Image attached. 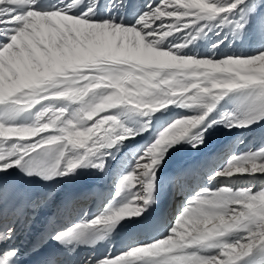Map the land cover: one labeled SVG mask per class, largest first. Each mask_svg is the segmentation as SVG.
I'll return each mask as SVG.
<instances>
[{
	"label": "snow or ice",
	"instance_id": "6c2138e0",
	"mask_svg": "<svg viewBox=\"0 0 264 264\" xmlns=\"http://www.w3.org/2000/svg\"><path fill=\"white\" fill-rule=\"evenodd\" d=\"M222 131L246 150L169 169ZM110 174L107 207L69 209L36 264H264V0H0V264L54 199L26 184Z\"/></svg>",
	"mask_w": 264,
	"mask_h": 264
},
{
	"label": "bare ground",
	"instance_id": "6f19581e",
	"mask_svg": "<svg viewBox=\"0 0 264 264\" xmlns=\"http://www.w3.org/2000/svg\"><path fill=\"white\" fill-rule=\"evenodd\" d=\"M218 135H219L218 136L219 138L218 137L216 138V136H213V138H212L213 141L211 140L208 149H206L202 153H196V152L191 151V153L189 152L190 155H187L190 157H186V155H185L184 158L181 157L182 154L179 153L178 155H176L174 153L172 155V158L168 161L169 169H177L179 167H184V166H191L192 168H203L205 165H208V164H210L208 166H211L213 163L216 164L218 161H220L219 159L217 161V158H219V156L221 157L225 153V151L229 147V144H231V141H233L239 137V136H228L223 131L218 133ZM237 146L239 147V145H237ZM242 146H244V147H241V149L239 151L246 150V148L248 147V144H244ZM257 146H258V142L255 143L254 145L252 144L253 148H256ZM174 157H176V159ZM172 159H174V160H172ZM110 176H111V174L109 176H104V177H95V176L88 177V178L84 179V182L82 183V185L79 188H77L76 190H73L75 193L70 192V191L65 192L64 198L67 200L66 205H65V207L67 206L66 209L67 210L69 208L75 209V210L77 208L84 209V210L86 209L87 202L85 201V199L83 197H81V196L79 197V195H80L78 193L79 190H81V192H80L81 195H86V196L90 193L89 189H91L92 192L98 191L100 194V197H102V201H103V198H106V196H109V192L111 193V190L108 189V187L110 186V183L106 182V178L110 177ZM186 180H187V182H185L186 183L185 185H187V190L189 191L190 188L194 185V182H196V180L193 176H190ZM98 182L102 183L101 186L98 185ZM103 187H105V188H103ZM184 195H186V193H184ZM179 199H180V197H174L173 198V200L171 201V204H169L168 208L166 209V213H165L166 216L169 217V215L172 212L173 205L176 204L179 201ZM97 201H98V199H95L93 201V203L90 204L89 208L86 211H91L93 208H95L94 213L97 212V210L100 207V206L97 207V205H96V204H98ZM171 205H172V209H171ZM174 206H176V205H174ZM65 213L63 212L62 216L65 215Z\"/></svg>",
	"mask_w": 264,
	"mask_h": 264
},
{
	"label": "rangeland",
	"instance_id": "374dc122",
	"mask_svg": "<svg viewBox=\"0 0 264 264\" xmlns=\"http://www.w3.org/2000/svg\"><path fill=\"white\" fill-rule=\"evenodd\" d=\"M177 111H181V110H177ZM214 136H216V138L219 136L218 134H216V135H214ZM219 138V137H218ZM242 137H238V138H236L235 140H233V141H231V144H229V147H228V149L227 150H231V151H239L240 149H241V147H244V146H242V144H240V139H241ZM217 140V139H216ZM213 141V140H212ZM237 145H239V147L237 146ZM241 145V146H240ZM254 145V144H253ZM256 146V145H255ZM259 146V145H258ZM257 146V147H258ZM237 147V148H236ZM254 147V146H253ZM226 150V151H227ZM226 151H225V153H226ZM191 153V151H183V152H179L180 154H182V156L181 157H185V155H186V157H190V156H187V155H190V153ZM179 153H175L176 155H178ZM189 153V154H188ZM225 153L220 157L219 156V158H217V161H218V159L220 160V161H218L216 164H219V163H222L223 162V160H224V155H225ZM220 155V154H219ZM175 156V155H174ZM177 157V156H176ZM176 157H174L175 159H176ZM172 160H174V159H172ZM216 162V161H215ZM208 165H210V164H208ZM114 168H115V165H114ZM109 178V179H108ZM111 179V180H110ZM106 182L107 183H110V188H111V193L114 191V183H113V180H112V175L110 176V177H107L106 178ZM100 184H102L101 182H100ZM113 185V186H112ZM184 194L181 196V198L179 199V201H178V204L176 205V206H173V210H172V212H171V214L169 215V217H171V216H173L175 213H176V210H177V208L180 206V204L183 202V199H184ZM109 197V196H108ZM107 197V198H108ZM104 207H107V199H105L104 201H103V203L101 204V206L99 207V209L97 210V212L96 213H98V212H100V211H103V209H104Z\"/></svg>",
	"mask_w": 264,
	"mask_h": 264
}]
</instances>
